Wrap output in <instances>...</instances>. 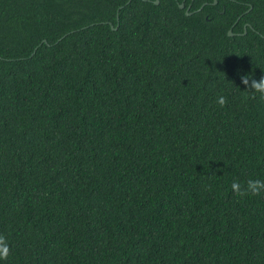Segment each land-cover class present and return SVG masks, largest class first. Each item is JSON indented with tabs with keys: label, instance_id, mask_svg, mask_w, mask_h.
<instances>
[{
	"label": "trees",
	"instance_id": "obj_1",
	"mask_svg": "<svg viewBox=\"0 0 264 264\" xmlns=\"http://www.w3.org/2000/svg\"><path fill=\"white\" fill-rule=\"evenodd\" d=\"M156 1L0 0L3 264H264V0Z\"/></svg>",
	"mask_w": 264,
	"mask_h": 264
},
{
	"label": "clouds",
	"instance_id": "obj_2",
	"mask_svg": "<svg viewBox=\"0 0 264 264\" xmlns=\"http://www.w3.org/2000/svg\"><path fill=\"white\" fill-rule=\"evenodd\" d=\"M241 83L246 88L254 89L256 93H259L261 96H264V78L259 80L251 79L249 75L242 74L240 75ZM226 99L224 96H219L217 99V103L223 107L226 104ZM232 190L236 193L238 197H245L248 195H260L264 193V181L260 180H248L246 187H242L240 183H233ZM9 245L5 239V237L0 236V264H3V261L8 258L9 255Z\"/></svg>",
	"mask_w": 264,
	"mask_h": 264
},
{
	"label": "water",
	"instance_id": "obj_3",
	"mask_svg": "<svg viewBox=\"0 0 264 264\" xmlns=\"http://www.w3.org/2000/svg\"><path fill=\"white\" fill-rule=\"evenodd\" d=\"M217 3H218V0H215V4H217ZM156 4H157V5L159 4V0L156 1ZM180 8H181V9H185V3L181 4V5H180ZM187 15L190 16L191 13H190L189 11H187ZM229 36H230V37L233 36L232 31L229 32Z\"/></svg>",
	"mask_w": 264,
	"mask_h": 264
}]
</instances>
